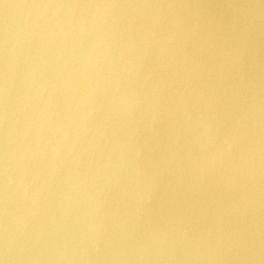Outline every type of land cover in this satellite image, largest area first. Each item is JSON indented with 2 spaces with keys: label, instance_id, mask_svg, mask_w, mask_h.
<instances>
[{
  "label": "water",
  "instance_id": "obj_1",
  "mask_svg": "<svg viewBox=\"0 0 264 264\" xmlns=\"http://www.w3.org/2000/svg\"><path fill=\"white\" fill-rule=\"evenodd\" d=\"M0 264H264V0H0Z\"/></svg>",
  "mask_w": 264,
  "mask_h": 264
}]
</instances>
